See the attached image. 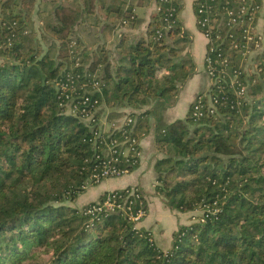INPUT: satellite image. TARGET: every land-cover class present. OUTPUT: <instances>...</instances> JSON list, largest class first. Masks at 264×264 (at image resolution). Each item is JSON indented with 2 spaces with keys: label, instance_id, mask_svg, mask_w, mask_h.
<instances>
[{
  "label": "trees",
  "instance_id": "trees-1",
  "mask_svg": "<svg viewBox=\"0 0 264 264\" xmlns=\"http://www.w3.org/2000/svg\"><path fill=\"white\" fill-rule=\"evenodd\" d=\"M59 1L38 9L54 37L41 52L33 45V0L0 4V264H39L42 253L48 259L41 264H264V48L246 73L244 98L225 92L220 102L217 94L214 112L201 117L192 116L193 101L184 118L165 122L160 113L192 68L180 56L187 41L180 5L170 29L154 39L161 13L155 14L147 40L124 50L112 67L104 48L91 53L75 33L78 18L94 14L95 0ZM130 5L120 7L118 25H106L110 31L133 19ZM118 36L123 43L126 35ZM230 55L238 66L240 54ZM68 75L88 89L99 81V91L88 95L112 108L111 117L156 118L162 156L153 165L155 194L180 212L203 209L172 233L167 250L150 230L104 207L129 186L105 190L82 209L68 204L100 181L88 182L97 164L95 130L62 104L58 83ZM198 97L205 107L206 94ZM122 108L132 111L114 114Z\"/></svg>",
  "mask_w": 264,
  "mask_h": 264
},
{
  "label": "built area",
  "instance_id": "built-area-1",
  "mask_svg": "<svg viewBox=\"0 0 264 264\" xmlns=\"http://www.w3.org/2000/svg\"><path fill=\"white\" fill-rule=\"evenodd\" d=\"M154 1L156 14H161L153 38L159 39L171 28L172 19L178 15L180 0ZM163 3H167V6L163 7ZM194 11L197 26L207 42L204 68L210 80V90L205 93L206 106L201 97L197 96L194 100L192 116L201 117L214 112L219 102L217 94H221L220 102L225 101L228 92L236 99L246 96L244 79L248 70L245 62L249 53L258 50L263 44L264 22L259 23L262 7L256 0H195ZM183 31L181 27V35ZM234 51L241 56L238 66L234 65L230 55ZM86 87L85 83H78L71 75L58 83L66 112L78 114L95 130L92 141L97 164L93 166L88 182L127 175L131 172L130 167L138 163L141 157L139 138L134 131L135 117L123 114L102 119L96 111L99 101H90L88 95L99 91V81H93L91 89ZM212 87L216 88V95L210 93ZM115 195L109 196L104 202L106 209L119 210L133 222L146 216L147 204L138 186H129L123 196ZM136 204L137 208L134 209L133 205ZM100 209L101 206H97L84 211L93 214Z\"/></svg>",
  "mask_w": 264,
  "mask_h": 264
},
{
  "label": "crops",
  "instance_id": "crops-1",
  "mask_svg": "<svg viewBox=\"0 0 264 264\" xmlns=\"http://www.w3.org/2000/svg\"><path fill=\"white\" fill-rule=\"evenodd\" d=\"M29 1L30 0H27L28 6ZM56 1L57 0H33L32 8L34 9L29 15L30 24L32 26H43L46 24L48 18H42L41 15L43 14L40 13L38 9L43 8L49 10L55 6V3H57ZM125 1L128 4L129 2L131 3L130 6H132V13L134 15L133 19L126 22L124 27H116L113 31H110L106 25L109 26V24L111 25L113 22L117 25L119 24L117 18L119 14L118 11L121 6L124 8L123 4ZM59 2H61V0ZM194 2L195 0H180L179 18L187 38L180 56L188 57L192 68L187 79L182 84L178 85L174 99L170 102L169 106L160 113V118L165 122L184 118L190 105L198 94L202 92L208 93L210 90V80L204 68V55L207 42L196 23ZM34 3L35 7H33ZM79 7L82 8V5H79ZM155 14L156 3L154 0H137L134 2L132 0H95L94 14L90 13L80 16L75 23L74 29L76 36L86 44L91 53H94V51L100 48H104L107 51L108 61L112 67H115L119 61L123 60L122 52L124 50L130 49V46L141 38L147 40L149 26ZM259 23L261 24V19ZM119 33H124L126 35L123 43H120ZM130 110V108H122L117 110V112H113L114 114L122 112L128 113ZM141 121H146V127H143V130H139V124L135 126V130H137L138 127V131H140L137 133L140 138L141 157L137 167L129 174L125 175L130 176V181L124 180V185L108 189V187L105 186L101 188V184L110 182L115 178L103 179L92 186L98 189V192L121 189L127 186H138L140 189L145 190L143 186L148 187L150 180L154 179V162L151 164V167L148 166L147 162L149 159L147 160V157L149 149L154 148V123H156V118L151 114H145ZM149 123H151V127ZM138 227H143V224Z\"/></svg>",
  "mask_w": 264,
  "mask_h": 264
},
{
  "label": "rangeland",
  "instance_id": "rangeland-1",
  "mask_svg": "<svg viewBox=\"0 0 264 264\" xmlns=\"http://www.w3.org/2000/svg\"><path fill=\"white\" fill-rule=\"evenodd\" d=\"M264 8V0H263V6ZM262 8L261 13V22L264 20V10ZM33 28V45L36 46L37 49H39V52L43 51L47 47V40H50L53 37V33L49 29H43V26H32ZM261 48H264V42L261 46ZM183 51V50H182ZM181 51V53H182ZM257 51V50H256ZM256 51H251L249 53V56L245 62V68L246 70H252L255 64V58H253L256 55ZM255 53V54H254ZM1 61V58H0ZM151 105H149L150 107ZM111 109L107 106H105L103 103H100L97 107L96 111L98 112V115L103 119L106 116L110 117ZM152 123V121H151ZM151 123L150 127H151ZM139 126V130H143V127H146V121H138L135 117L134 120V126ZM155 127V123H154ZM135 130V129H134ZM137 130H135V134L139 135ZM140 134V133H139ZM140 139V138H139ZM140 142V140H139ZM154 148L149 149L148 157H147V164L151 167V164L155 162L156 158L161 157L162 153L158 151L155 143H153ZM141 151V148H140ZM147 166V167H148ZM149 168V167H148ZM146 172V171H145ZM129 174V173H128ZM125 176V175H124ZM121 176L113 179L110 182H107L105 184H101V188L103 186L108 187V189H111L113 187L122 186L124 185L125 181H130V176ZM125 180V181H124ZM100 182V181H99ZM98 182V183H99ZM146 182V181H145ZM155 172H154V179L150 180L148 187L143 186V189H140L142 195L144 196V199L147 204V214L140 220L134 222L135 226L138 227L139 225L143 228L150 230L153 240L155 243L163 250H167L171 247L172 244V233L180 226V225H187L190 224L196 220H198V217L202 214L203 209L199 208L197 210L193 211H187V212H180L176 209L170 208L169 206L165 205L162 198L155 194L154 191V185H155ZM97 184V183H96ZM96 184H88L86 185L83 192L79 193L76 199L72 203H68L71 206H75L79 209H82L83 206L88 204L89 202L98 200L99 195L103 192H98V189H95L92 187ZM122 189V188H121ZM110 191V190H109ZM99 193V194H98ZM151 214H150V213ZM150 214V215H149ZM38 258L40 260L41 264L44 260L48 259V255L45 253H42V255H38Z\"/></svg>",
  "mask_w": 264,
  "mask_h": 264
},
{
  "label": "water",
  "instance_id": "water-1",
  "mask_svg": "<svg viewBox=\"0 0 264 264\" xmlns=\"http://www.w3.org/2000/svg\"><path fill=\"white\" fill-rule=\"evenodd\" d=\"M144 58L146 57V55L143 56Z\"/></svg>",
  "mask_w": 264,
  "mask_h": 264
}]
</instances>
